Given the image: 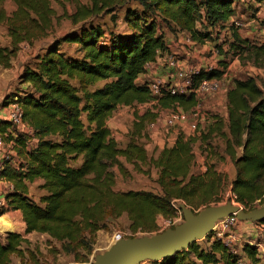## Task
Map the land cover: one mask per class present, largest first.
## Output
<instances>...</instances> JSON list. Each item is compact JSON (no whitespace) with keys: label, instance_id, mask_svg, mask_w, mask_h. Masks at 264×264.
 Returning <instances> with one entry per match:
<instances>
[{"label":"trees","instance_id":"trees-1","mask_svg":"<svg viewBox=\"0 0 264 264\" xmlns=\"http://www.w3.org/2000/svg\"><path fill=\"white\" fill-rule=\"evenodd\" d=\"M6 1L0 0V25L10 43L0 47L2 69L10 68L19 48L51 39L32 58L33 66L22 69L18 84L25 89H16L1 101L3 107L11 103L20 107L28 132H18L8 121H0V138L12 142L17 158L16 166L5 162L0 172V179L11 186L2 199L0 217L4 209L19 212L24 235L47 236L61 244L62 252L73 255L75 261L78 250L89 253L91 240L85 236L91 239L123 215L130 233L153 234L158 218H174L172 201L193 211L218 203L224 193L225 178L214 166L206 164L201 174L192 171L194 147L207 145L211 150L206 137L209 133L224 142L225 154L233 162L230 200L244 210L264 203V89L252 78L234 81L225 90V123L214 118L203 127L207 134L202 126L195 137L179 134L154 158L148 159L138 143L145 138L148 124L156 121L159 110L192 111L198 104L193 93L165 94L143 113L135 111L129 143L124 148L118 147L106 126L118 108L135 110L152 101L147 83L138 85L136 79L168 53L158 33L157 18L167 29L186 33L192 43H202L209 34L196 29V15L202 10L209 27L229 26L235 0H87L75 4L67 16L71 29L62 36L55 35L58 17L52 0H9L15 8L10 14L4 10ZM130 3L136 7L130 8ZM119 11H123L125 32L106 35L94 24ZM232 38L238 46L248 45L236 33ZM62 45L75 48L68 53L60 50ZM247 51L254 60L264 59V45ZM222 75L219 70L201 71L195 81ZM32 140L35 143L30 147ZM237 149L241 153L235 157ZM120 159L137 173H141L140 165L154 169L160 194L116 192L111 169L117 167L124 173ZM37 181L41 182L38 189L45 193L39 205L28 196L29 186ZM206 238L207 251L192 244L171 258L150 264H188L190 256L200 264H238L221 242L211 241L210 234ZM26 242L15 233L0 238V264H8L13 255L23 258L21 245ZM240 255L250 264L259 263L256 249L248 244L242 245Z\"/></svg>","mask_w":264,"mask_h":264},{"label":"rangeland","instance_id":"rangeland-1","mask_svg":"<svg viewBox=\"0 0 264 264\" xmlns=\"http://www.w3.org/2000/svg\"><path fill=\"white\" fill-rule=\"evenodd\" d=\"M200 2L201 0H197ZM83 3L85 1L83 0ZM74 2H67L65 4H58L52 0L51 6L54 10L56 16L58 17L57 23L54 25L55 35L62 36L64 33L71 29V23L67 19L75 7ZM130 8H135L136 5L130 3ZM4 10L7 14H10L13 10V4L6 2L4 4ZM122 12L119 11L110 17H102L94 21V24H98L102 27V30L106 35L108 34H118L126 31V26L122 21ZM113 18V20H112ZM157 28L158 33L162 35L165 44L169 47L168 55L172 56L175 59V63L178 62V67L181 70L199 68L202 71L207 65H213L216 70L223 71L224 78L221 79V84L224 90H228L232 87V82L234 81H243L248 78L255 80L256 85L259 88L264 89V59L263 60H254L253 56L247 51L249 48L261 47L264 45V3L257 4L249 0H235L233 5V16L229 20L230 25H216L215 27H209L204 13L202 10L196 15V29L200 32H206L209 34V38L202 43H193L191 46L184 45L185 35L183 32H180L176 28L167 29L162 23L161 20L157 18ZM112 31V32H111ZM232 33H236L240 40H244L248 43L245 47L238 46V43L235 42L232 38ZM7 35L0 25V47L5 48L9 47L10 40L6 38ZM189 38V37H188ZM51 38L45 40L44 42L38 41L32 44L31 47H21L16 57L12 60L13 66L9 69L11 77L8 80H11L17 74L20 69L24 67H32V58L39 52V49L44 45V43L50 41ZM61 51H67L68 53L75 48L74 46L67 47L62 45L60 47ZM164 58V56H163ZM162 58V59H163ZM164 63L163 61L161 62ZM225 66V68L223 67ZM224 68V69H222ZM4 69L0 67V75H3ZM22 72V71H21ZM21 74V73H20ZM173 74V70H168L166 67L161 68V72L156 77H151L146 80V83L151 82L153 79L162 80L165 83L172 82L174 78H169V75ZM6 76V75H5ZM19 77V76H18ZM16 85L13 86L12 92H16V89L24 90L25 87L20 86L18 79L15 82ZM179 84V89L182 88L181 81L175 82L174 85ZM11 93L8 91L2 92V99L8 97ZM226 92H224V95ZM1 98V97H0ZM1 99V100H2ZM209 98L203 97L200 98V112L202 118H200L198 126L203 128L207 122H211L216 116H221L224 118V112H214L206 108L209 103ZM1 103V102H0ZM143 108V107H142ZM136 110L132 111L131 108L127 109H117L111 115L110 126H115L111 128V136L118 145L119 148H124L129 143L130 129L134 125V120L136 116ZM175 112V109L168 110H159L157 114L156 121L158 126L154 132L155 134H148L145 130V138L140 139L138 143L144 147L147 158H154L158 155L161 148L154 145L155 136L161 133L162 137L169 140V142H164V147H170L176 137L181 134L185 137H195L197 132L192 133L187 127L183 131L181 127H176L175 129H168L165 127L164 121L169 116V114ZM220 115H219V114ZM133 120V121H132ZM225 123V121H223ZM202 131L206 132L207 129L203 128ZM183 134H182V133ZM206 132L205 134H207ZM160 135V136H161ZM206 137L211 144V150L207 145H202L200 150H194L195 161L193 163L192 171L195 174H201L205 171L206 164L212 165L215 167L217 173L221 174L225 178V189L224 193L220 197L218 203L211 204L204 208H199L197 210L191 211V214L194 217H197L205 209L221 207L224 206L227 202H234L230 200L232 195L230 193V183L235 177L232 175L234 170L233 162L225 154L224 142L215 134H207ZM162 138V139H163ZM204 139V136H201ZM164 139V140H165ZM171 141V142H170ZM200 144L201 141H199ZM204 143V142H203ZM196 147V146H195ZM194 147V148H195ZM199 148V146L197 147ZM13 151L6 149L4 153L8 155L9 158L13 159L11 153ZM202 152V153H201ZM235 157H238L241 153V149L236 150ZM14 156V154H13ZM124 173L119 172L117 167H113L111 171L114 175V190L116 192H150L153 194H159L158 187L155 183L156 180V171L146 165L141 166V173H137L133 170L130 165H127L123 162ZM203 166L204 170H200ZM144 172V173H142ZM41 185V184H40ZM40 185H37V182L30 185L28 188L29 199L35 204L39 205L38 200L45 193L38 189ZM31 190V191H30ZM3 188L0 189V195L3 194ZM185 206L184 204H182ZM263 204H255L250 208L246 209L245 212L250 214L252 212L262 210ZM187 208V207H186ZM5 213L0 218V238L7 233L15 234H24V225L21 218L13 213L12 210L4 209ZM6 213H9L5 216ZM259 217V216H258ZM165 221V220H164ZM162 221H158L156 224L157 230L153 234H132L128 231L129 223L126 217L123 215L116 221L110 222V225H107L105 230L97 232L91 239L88 236L86 240H91L89 243L90 250L89 253L82 250H78L77 260H74L73 255H66L61 250V244L51 241L49 238H46L44 235H32L26 241V244L21 245V250L24 253L23 258H18L16 256H10L8 264H94L95 259L102 255L107 249L112 245V238L115 234L120 233L123 235L124 240H138L143 238H152L157 235H161L169 230L168 228L158 229V226L162 225ZM185 219H181L179 225H183ZM248 224L260 223V222H242ZM243 226V224H241ZM247 228L244 227L241 232H239V241L236 243V248L240 251L242 245L244 246L247 241L244 239L246 237ZM21 236V235H20ZM198 246L199 249L207 251L209 243L207 238L198 240L193 243ZM243 258V257H242ZM246 261V264H250L246 258H243ZM150 261H145L141 264H150ZM188 264H200L197 262L193 256L188 258Z\"/></svg>","mask_w":264,"mask_h":264},{"label":"built area","instance_id":"built-area-1","mask_svg":"<svg viewBox=\"0 0 264 264\" xmlns=\"http://www.w3.org/2000/svg\"><path fill=\"white\" fill-rule=\"evenodd\" d=\"M24 47V46H23ZM164 62V66L168 70H173L174 75L170 74L169 78H174V80L171 82H164L162 80L153 79L151 82L147 83V90L148 93L152 99V101L145 105V106H153L156 104L157 100L164 96L165 94L169 95H176V94H187V93H193L194 96L198 100V104L196 107L190 111L189 113H183L178 108H175V112L169 114V116L165 119L164 124L166 128L175 129L176 127H181L184 131L187 127V129L192 132H198L199 124L198 121H200L201 112H200V104L199 100L203 97H213L220 95V93L224 94L225 90L222 87L221 79L224 78V75L221 76V78H214V79H201L199 81H195V78L199 75V73L202 71L199 68H191L186 70H181L178 67V62L175 63V59L166 54L164 58L162 59ZM216 68H214L213 65H207L203 72H210L214 71ZM181 81L182 88L179 89V84H175V82ZM195 84V88L193 89V86ZM9 110L7 113V121L11 124L13 128L17 131H27L26 127L22 123V113L20 110V107L15 104L11 103L9 104ZM144 106H137V108L141 109ZM158 126V122L155 121L153 123L148 124L146 130L148 134L156 130ZM182 133V132H181ZM183 134V133H182ZM12 142L5 143L0 138V172L3 170V166L5 162H10L12 164L16 163L13 162L16 158H9L8 155L4 153V150L9 149L12 151ZM0 182H3L0 179ZM232 203V202H231ZM183 203H180L178 201H172L171 207L175 211V216L172 219L169 220H163L162 225L158 226V229L168 228L173 229L174 227L179 226L182 214L180 211V206ZM236 207H238L240 210H245L237 204H234ZM3 206L2 200H0V208ZM243 224V226L241 225ZM251 226V224H248L246 226V223L239 222L236 219L235 215H231L228 217H225L223 219L218 220L215 225L213 226L210 235L211 241H218L221 242V244L224 246V248L227 250V252L235 256L237 258L238 264H246V261L242 258L240 255V251L236 248V243L239 241V232L243 230L244 227ZM253 227V235L254 239H250L248 243L249 246H252L256 249V260L259 261V263L264 264V223H254L252 224ZM123 239V235L120 233H117L112 238V243L120 241ZM221 264V263H219Z\"/></svg>","mask_w":264,"mask_h":264},{"label":"water","instance_id":"water-1","mask_svg":"<svg viewBox=\"0 0 264 264\" xmlns=\"http://www.w3.org/2000/svg\"><path fill=\"white\" fill-rule=\"evenodd\" d=\"M180 211L185 219L183 225L149 239H122L114 242L95 259L94 264H141L145 261L155 263L171 258L187 250L194 242L206 238L218 220L231 215H235L239 222H264V206L262 210L250 214L231 202L221 207L207 208L197 217L185 206H180Z\"/></svg>","mask_w":264,"mask_h":264},{"label":"crops","instance_id":"crops-1","mask_svg":"<svg viewBox=\"0 0 264 264\" xmlns=\"http://www.w3.org/2000/svg\"><path fill=\"white\" fill-rule=\"evenodd\" d=\"M59 2H62L63 4L67 3V2H74L76 4H84L83 3V0H58ZM85 3L87 2V0H84ZM8 3H11L9 0L6 1ZM14 7V6H13ZM15 9V8H14ZM14 11V10H13ZM12 11V12H13ZM2 29L5 31L6 33V30L5 28L2 26ZM185 35V33H183ZM7 35V34H6ZM8 39V37H6ZM193 43L189 40L188 36L186 35L185 36V39H184V45L185 46H191ZM6 47V46H5ZM167 48L169 49V47L167 46ZM163 58V57H162ZM162 58H157L156 62H154L153 64H150L147 66L146 68V72L145 74L139 76L137 79H136V84L138 85H142L144 83H146V80L151 78V77H156L160 72H161V68L164 67V64H162ZM13 66V61H11V64H10V68L11 69ZM9 69L7 70H4L3 71V75H0V102L5 98L2 99V92L4 91H8L9 93H14L12 92V89H13V86L16 85V81L18 79V76L20 75L22 69H20L17 74H15V76L13 78H11V80H8L9 77H11V74L9 73ZM1 74V73H0ZM6 75V76H5ZM209 99V103L207 104L206 108L209 109L210 111H214L215 113L216 112H221L223 113L224 112V118H221V116H216L218 117L220 120L222 121H225L226 120V101H225V95L220 93V95H217V96H209L208 97ZM2 99V100H1ZM9 106H6V107H3L0 103V121H7V113H8V110H9ZM144 107L139 109V108H135V110L141 114L143 113L145 110L151 108V106H145L143 105ZM118 109H129V108H126V107H120ZM132 111H134V109H132ZM223 111V112H222ZM220 113V114H221ZM219 114V113H218ZM219 114V115H220ZM133 121V120H132ZM110 123H111V116L110 118L107 120L106 122V126L107 128L110 130L111 128H113L115 126L112 127L110 126ZM18 132H21V131H18ZM23 132H27V131H23ZM110 132L112 133V131L110 130ZM155 132V131H154ZM154 132H151V134H155ZM113 134V133H112ZM161 133H159L157 136H155V141L153 142L155 146L157 147H160L161 149L164 148L165 144L164 142H169V140L165 139L162 137ZM163 138V139H162ZM165 139V140H164ZM171 142V141H170ZM35 141L32 140L31 143H30V147H32L34 145ZM198 145H196V147L193 149V152L195 149L197 150H200L201 148H197ZM202 153V152H201ZM14 152L11 153L12 157L13 158H16L15 157V154L13 156ZM123 159H120V162H122ZM17 162V158L16 160L14 159L13 162ZM13 166H16L15 163L13 164ZM200 170H204L203 169V166L200 168ZM234 171L232 172V175L234 176ZM41 182L40 181H37V185H40ZM158 187V186H157ZM3 188V194L0 195V200H2L4 198V196L9 193L11 191V186L5 182H0V189ZM158 190H159V194H160V189L158 187ZM31 191V190H30ZM13 213H16L20 218V213L17 212V211H13ZM9 214V213H6L5 216ZM4 217V216H3ZM3 217H0V218H3ZM163 219L162 218H158L157 221H156V224L158 223V221H162ZM18 235H21V237L24 239V240H27L28 238H30L32 235H35V234H28V235H24V234H18ZM45 236V235H44ZM46 238H48L47 236H45ZM244 239L247 241V243L249 242L250 239H254V235H253V227L251 226H248L247 227V233H246V237L244 236ZM260 264V263H258Z\"/></svg>","mask_w":264,"mask_h":264}]
</instances>
